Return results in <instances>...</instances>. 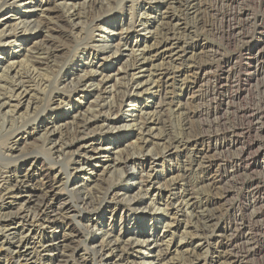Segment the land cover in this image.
I'll return each mask as SVG.
<instances>
[{
  "label": "rangeland",
  "instance_id": "rangeland-1",
  "mask_svg": "<svg viewBox=\"0 0 264 264\" xmlns=\"http://www.w3.org/2000/svg\"><path fill=\"white\" fill-rule=\"evenodd\" d=\"M62 1L47 0L32 17L41 20L43 29L27 33L32 39L27 49L33 42L35 46L49 43L43 44L47 50L41 58L49 56L50 64L34 71L21 57L14 60L17 66L23 65L12 73L5 70L6 59L0 62V105L7 103L0 108V184L13 171L24 175L30 168L32 179L40 172L49 173L48 185L70 208L69 215L58 220L62 228L59 235L71 230L77 234L66 239L62 252L67 261L62 264H84L77 258L81 254L88 255L87 264H99L97 257L89 256V250L84 253L92 236L98 242L105 231L112 238L129 237L133 222L120 229L119 222L108 226L107 221L94 233L84 228L87 220L95 221L107 207H117L116 221L119 213L126 211L131 219L138 220L139 230L152 223L147 216L142 218L147 213L171 223L168 229L175 234L170 238L171 253L166 255L165 264H264V203H257L264 197V70H260L264 58H259L264 52V0H78L75 7L81 15L75 27L64 23L67 8ZM4 3L8 5L11 0H0V30L6 22L5 26L13 24L15 15L30 13L25 8L3 7ZM120 19L127 28L124 39L140 42L139 51L125 52L122 46L106 60L102 55L96 57L94 45L114 44L116 38L106 40L108 33L94 25ZM131 19L136 28H128ZM7 51L15 57L23 48L11 45ZM35 52L26 53L33 62L40 59ZM120 67L124 70L116 77L119 81L113 94H102L96 102L91 90L75 98L61 84L63 72L72 70L75 77L95 69L114 76ZM125 70L128 75H124ZM257 70L259 74L252 76ZM16 83L27 91L18 109L14 107L17 99L10 98ZM129 100L131 106L123 107ZM69 102L78 114L73 113V120L72 114H65L69 106L64 104ZM106 102L115 108L108 110ZM46 118L57 119V126H49H55L56 133H45L46 127L40 122ZM100 119L118 120L114 126H105ZM88 120L95 124L85 126ZM48 139L61 148L59 154L49 150ZM233 139L251 144V148L245 154L241 146L214 149L216 144ZM97 152L104 153L95 155ZM91 154L95 155L89 161L91 170L79 176L91 188L92 203L82 207L78 196L68 192L71 187L66 180L73 173V162L78 158L84 161ZM107 155L109 158L104 157ZM125 157L135 163V173L150 174V180L162 189L155 205H151L154 192L137 193L138 181L131 180L129 167L113 165L114 159L122 161ZM1 192L0 262L6 264L16 259L1 242L11 233L10 219L19 204L18 199ZM112 194L116 196L111 198ZM137 194L149 207L129 213L127 197ZM189 198L192 201L186 210L183 206ZM177 202H183V210L178 212ZM226 227H231L229 233H224ZM135 260L142 261L141 257ZM35 262L19 264H40Z\"/></svg>",
  "mask_w": 264,
  "mask_h": 264
},
{
  "label": "bare ground",
  "instance_id": "bare-ground-1",
  "mask_svg": "<svg viewBox=\"0 0 264 264\" xmlns=\"http://www.w3.org/2000/svg\"><path fill=\"white\" fill-rule=\"evenodd\" d=\"M77 1L78 0H63L62 1L63 3H65V4H63L64 7L67 8L66 13L64 14L65 15L64 23L66 22V24H70L72 27H75L78 25L75 23V21H77L78 18H80L79 15H81V14H79L80 10L77 9V7H78ZM45 2H47V0H11L10 4H8V5H6V3L3 4V7H7V8L15 6V7H18L20 9L25 8V9L30 10L29 14L15 15V21L12 22L13 24H11L9 26H5V24H7V22H6L3 24L4 26L0 30V60H1L0 62L2 63L3 59H6L7 65L4 66L6 68V69L5 68L4 69L7 72L12 71V73L13 72L17 73V68L19 66H22L23 64L17 66V64H19V63L15 60H17L21 57H24L23 63L27 62V64L25 66H27L28 68L30 67L34 71L38 70L39 68L41 69V67L43 65H48L51 63V62L49 63V60H48V58H50L49 56L48 57L45 56V57L41 58V55L44 54L43 51L45 49L47 50V48L45 47L46 45H43V44H49L47 41L43 42L41 46H35V44H34L35 42H33L31 45L33 48L30 47L27 49V47H26L27 44L32 42V39L27 37V33L28 32H34L35 33L36 31H41V29H43L42 24H41V20L36 21L32 17H33V14L35 11H37L38 9H41L44 6ZM82 3H83V1H82ZM84 4H82V5H84ZM89 4H90V2H89ZM62 6L60 5V7H62ZM75 6H77V7H75ZM43 12L44 11H42V14H43ZM10 13H13V11H10ZM131 15L132 14L130 13V16ZM42 21H43V19H42ZM102 22L98 23L94 26L96 28H100L101 32H107L108 33L107 35H105L106 40H107V38L115 37L116 43L113 44L110 42L109 43H107V42L103 43L102 42V45H100V46H96L97 44L94 45L95 47H97V51H95L96 57H98L97 55H99V56L102 55V59L106 60L110 56L116 55L122 46L124 47L125 52H132L134 50L136 52L139 51V48H140L139 43L140 42L137 44L136 41L135 42H128L126 39H124L123 34L126 33L127 28H125L124 25L122 24V19H120L119 22H117V20H114L113 22L108 21V22H106V24H103ZM127 25H128V28H130V29L136 28L134 25V21L132 19L128 21ZM46 28H47V26H46ZM11 45H16V47H18L19 50H21L23 48V52L21 54H19L18 56L12 57V55H9V53L7 51L8 47ZM30 50H35L36 51L35 55L36 56L38 55V57H40V59L35 60L36 62H33V60L31 61L30 56L27 55ZM53 53L54 52H51L50 55H52ZM51 58H52V56H51ZM259 58H261V59L264 58V52H261V54H259ZM36 59H37V57H36ZM88 59H90V58H88ZM19 61L21 62V59ZM228 63L232 64L231 61H228ZM89 64L92 65V62L89 61ZM89 64L87 63L86 66L91 67ZM80 66L82 67V65H80ZM121 69L124 70V67H120V69H118L116 71L114 76H112L111 74H109L108 72L103 71V70L99 72L97 69H96L97 71H95V69L94 70L90 69L89 73L84 72L82 75H78L75 77H74V74L72 73L73 71L71 70V72L70 71L69 72H63L62 77H61V84L63 83V85L68 87L69 92H71V94H72L71 96L75 97V98L78 97V93L82 94V92L84 93L88 89L91 90L90 93H93L92 94L94 96L93 100L96 102L99 98H101L103 96L102 94H106V95L108 93L110 95L113 94V92L115 91V87H116L115 83H117L119 81V78L117 79L116 77L119 76ZM260 70H264V65L261 66ZM255 72L256 73L253 72L254 74L252 76L259 74V70L255 71ZM32 73H34V72H32ZM126 74H127V72L125 70L124 75H126ZM14 75H16V74H14ZM11 80H12V78H11ZM111 80L112 81L114 80V82H113L114 84H112ZM262 85H264V81H263ZM139 88L140 87H139V83H138L136 86V89H135L136 93L139 92ZM25 89H26V87L20 83H18V84L16 83L13 86L12 93L10 94L11 95L10 98L17 99L16 104L14 103L15 104L14 107L17 109L21 105V103H20L21 99H23L24 95L27 93V91ZM186 94H188V93H186ZM236 97H238V96L236 95ZM103 98H105V96ZM9 100L7 102H10ZM104 101H102V102H104ZM62 102H64V101H62ZM131 102L132 101L129 100V102H128L129 104H126V105L124 104L123 107L131 106ZM64 105L69 106L65 110V114L67 115L66 117H69L68 115L72 114L71 120H73V117L75 116L74 114H77V113H75L76 107L74 106V104L72 102L65 103ZM5 106H7V103L5 104V102H4V104L0 105V108H4ZM104 107H106L110 111L113 108H115L114 104H111L110 102H106ZM118 109H119V107H118ZM125 111L129 112V110H125ZM10 112H11V110H10ZM75 118H78V117H75ZM96 120H97V118H96ZM116 120H118V119H115V121L108 120V119H102L101 122L105 126H109V125L114 126L117 124ZM56 122H57V119H49V118L47 119L46 118L44 120V122L43 123L40 122V124H43L46 127L45 133L54 134L57 132V129L54 128L55 126L52 127L53 129L49 126H51L53 124L56 125ZM98 122H100V121H98ZM93 124H95V123H92L90 120L85 122V126H91ZM75 125H77V124H75ZM37 128H39V127H36V129ZM141 128L143 129V127H141ZM49 139H52V138H49ZM49 139H48V141H49ZM49 144H50V149H49L50 151L56 152V154H59L61 152V148L56 144V142L50 140ZM250 145L251 144L246 145L245 143H243L242 140L233 139L232 141H229L228 143L224 142V143H220V145L216 144L214 146L215 147L214 149L218 150L224 146L229 147V148H235V147L240 148V146H241L242 147L241 151L243 154H245L247 149L251 148ZM92 148L94 149V147H92ZM98 148H100V147H98ZM95 149H94V151H96ZM106 149L107 148H105V150ZM142 149H143V147H142ZM103 153L97 152L94 154L100 155ZM114 153H116V152H114ZM86 155H87V153H86ZM95 155H93V154L88 155L87 158L84 159V161L81 158L76 159L73 162L74 163L73 164V170H72L73 173L71 174L70 178H68L66 180V183H68L67 187H69V186L71 187V189L68 190V192L74 193L75 195L78 196V200H79V202H81L82 207H84L85 205H90V203H92L89 200L90 194L88 191V190H91V188L90 189L88 188L89 185H88V183H86L84 181L83 176L87 173V172L85 173V171H87V169H88V171L91 170L90 167L92 166V163H89V161H90V159H93V156H95ZM104 157L109 158L108 155L104 156ZM114 160H115V164H113L114 166L120 167V165H122L123 167L125 166V167H129V169H131L129 176H130L131 180L138 181V186H139L138 192H137L138 194H141V192L142 193L144 192L145 195H148L150 191L154 192V194H153L154 199L151 200L152 201L151 205H155V203H157L156 200H159L161 197V192H162L161 190L162 189L160 187H158V185L156 186V184L153 180L152 181L150 180V179H152V178H150V174L148 176H143V175H139L138 172L135 173V170H136L135 163L133 161H131V159H129V158L125 157L122 161L121 160L119 161L118 159H114ZM262 167L264 170V162H263ZM29 170H30V168H28L25 171L24 175H18V176H17L18 172L13 171L12 173H10V175L4 181H2L3 184H0V190L2 192H5L4 193L5 195H3V196L7 195V196H9L8 198H15V200L18 199L16 201L19 204V206H18L19 208H17V211H15V212H17L16 215L10 219V221L12 223L9 222L10 226H12V228L10 229L11 233L3 236V241L1 242V246H5V244H6L8 246V248H10L12 250L9 252H11L13 257L16 259V261H11V262L8 261V262H6V264H19L20 262L28 263L29 260H35L36 262L38 261L40 264H62L64 262L65 257L67 256V255L65 256V254L62 252L63 247H65V244H66V239L68 238L69 235H73V237H75V235H77L75 230H71V231H69V233L63 232L61 236L59 235V232H60V230H62V228L59 226L58 220L66 218V215H69L70 208L68 207V205H66V203H61V200H59L57 198L56 193L52 190V188H53L52 185H48V180H49V178H51L48 172H46L45 174L40 172L39 174H37L35 176V179H32L33 175L30 173L31 171L29 172ZM141 170L139 172H141ZM114 171H116V170H114ZM231 171L233 172L234 170H231ZM143 173H144V171H143ZM80 174L83 176L80 177L79 176ZM116 174H118V172ZM56 178H57V173L54 174V179H56ZM51 182H52V180H51ZM39 184H41V186ZM134 184H136V182H134ZM134 184H132V185H134ZM35 189L38 190L37 193L35 192ZM90 193H91V191H90ZM138 194H137L138 197H136V196L127 197L128 199L126 201H128L129 207H130V209L128 210L129 213L137 212V211L143 212L145 208L147 209V207H149V206H146V201H144L145 199L142 201L139 198L140 195H138ZM228 194L229 193H227L226 195H228ZM111 196H112L111 198H113V196H116V194H112ZM1 198L4 199V197H1ZM136 198H138V199H136ZM141 198H143V197H141ZM175 200L178 202L180 201L179 197H176ZM190 200L191 199L189 198V199H187V202L183 201L184 202L183 207H185L186 210L189 209ZM178 202H177V206L175 208V210L177 212H178V210H183V208L181 207V204L183 202L182 203L180 202L179 204H178ZM257 203L258 204L264 203V197L261 196V199L259 198ZM108 208L109 207L105 208V211L102 212L100 217L97 218L95 221L87 220L88 224L85 225L84 228H86V230H90L91 233H94L99 226L105 225V223L107 221H109L108 226H116L117 223L119 222L118 225L121 226L120 229H122V225H124L126 222H133L132 226H131L132 230H130L131 232L129 234V237L125 240H121L119 237L118 238H112L108 231L102 232V237H101L100 242L96 241L94 239V237L92 236V239H91L92 243H91V245H89V247H86V249L84 250V253L87 250H89V252L91 254L89 256L97 257L99 264H165L166 255L169 254V252H170L169 249H171V239L170 238L175 234V232L174 233L170 232L168 229V227L170 226L171 223H168V222L164 223L166 220L164 218H162L160 215H154L153 213H151V214L147 213L144 216H142V218L147 216L148 218H150L149 220H151L152 223L150 226L148 225L149 227H147L146 229L144 228V230H139L138 229V220L135 221V220L131 219L132 216L129 214H126V211L124 213L123 212L119 213V219H118V221H116V217L118 216V212H119L117 207L110 209V210ZM164 211H165V209H164ZM176 211H175V213H176ZM159 212L161 214L162 210H159ZM71 216H72V220L75 221L76 219H75L74 215H71ZM234 220L238 221V219L236 217H234ZM78 223H80V222H78ZM159 227L162 228V231L158 233L157 230L159 229ZM226 228L224 229V233H229L231 231V227H228L227 229ZM165 229H168V232ZM4 230H6V229H4ZM166 238H168V239H166ZM162 247L163 248L165 247V248L163 249ZM226 247H228V245ZM8 248H6V249H8ZM86 255L81 254L77 258L80 261H82L84 264H87L89 259H87L88 255H87V257H86ZM136 257H138V258L141 257L142 261H140V263H138V261L135 260ZM93 262H95V261H93ZM0 264H4V263L0 262ZM95 264H97V263H95Z\"/></svg>",
  "mask_w": 264,
  "mask_h": 264
}]
</instances>
